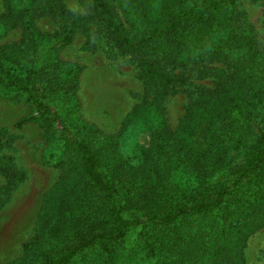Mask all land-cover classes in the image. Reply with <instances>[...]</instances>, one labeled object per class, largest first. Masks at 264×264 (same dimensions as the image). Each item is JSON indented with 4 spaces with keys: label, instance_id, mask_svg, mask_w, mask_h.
Returning <instances> with one entry per match:
<instances>
[{
    "label": "trees",
    "instance_id": "obj_1",
    "mask_svg": "<svg viewBox=\"0 0 264 264\" xmlns=\"http://www.w3.org/2000/svg\"><path fill=\"white\" fill-rule=\"evenodd\" d=\"M89 1L111 38L139 57L140 74L157 92L148 105L183 82L164 66L226 60L233 70L201 89L175 129L151 130L140 159L130 163L97 147L91 126L77 123L81 67L59 54L69 30L34 36L30 20L23 47L0 45V97L29 109L14 125L39 123L45 141L62 129L58 154L42 157L61 174L42 194L20 256L7 264H242L245 239L264 227V126L243 143L240 164L231 163L226 146L242 143L249 95L264 99V58L256 57L252 29L237 18V0ZM18 16L2 15L0 23ZM44 39L48 46H39ZM196 114L201 120L190 126Z\"/></svg>",
    "mask_w": 264,
    "mask_h": 264
},
{
    "label": "rangeland",
    "instance_id": "obj_2",
    "mask_svg": "<svg viewBox=\"0 0 264 264\" xmlns=\"http://www.w3.org/2000/svg\"><path fill=\"white\" fill-rule=\"evenodd\" d=\"M235 9L238 20H243L255 34L256 57L264 58V2L237 0ZM11 12L19 16L8 24L0 23L2 46L23 47L21 35L30 20L34 36L41 34L45 38L62 30L71 32L70 43L59 54L81 67L75 88L79 99L77 123L91 126L88 134L97 147L107 148L130 163L140 159V151L146 146L151 130L163 126L175 129L186 110L197 102L201 89H211L217 76L233 70L226 60L164 66L183 82L174 90L164 92L158 105H148L155 100L157 92L154 93L152 84L140 74L139 57L111 38L89 0H0V16ZM116 12L122 20L118 9ZM44 40L39 46H48ZM10 50L6 48L7 53ZM27 60H31V55ZM41 83V80L37 83L39 88ZM135 106L139 107L137 113L121 125L125 114ZM245 108L251 112V119L242 126V143L226 146L228 159L235 165L242 162L243 143H249L264 126V99L251 94ZM28 112L22 102L0 97V264L20 256L21 243L32 233L42 194L61 174L59 169L44 163L42 157L58 154L57 137L62 129L58 127L55 136L45 141L37 122L27 121L16 127L14 122ZM200 120L196 114L190 126ZM58 122L65 124V118ZM68 125L70 133L77 132L76 124ZM241 258L242 264H264V227L247 236Z\"/></svg>",
    "mask_w": 264,
    "mask_h": 264
}]
</instances>
